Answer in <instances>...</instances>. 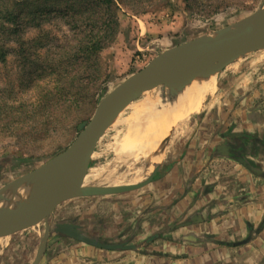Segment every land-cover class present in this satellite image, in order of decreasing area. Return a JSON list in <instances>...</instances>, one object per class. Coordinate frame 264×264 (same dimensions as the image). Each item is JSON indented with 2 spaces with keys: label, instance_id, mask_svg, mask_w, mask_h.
Listing matches in <instances>:
<instances>
[{
  "label": "crops",
  "instance_id": "obj_1",
  "mask_svg": "<svg viewBox=\"0 0 264 264\" xmlns=\"http://www.w3.org/2000/svg\"><path fill=\"white\" fill-rule=\"evenodd\" d=\"M227 75L187 125L180 121L171 127L153 181L130 191L61 201L46 219L43 235L27 231L29 225L0 233V261L16 255L13 244L26 246L25 264H34L39 253L37 264H244L259 251L254 243L262 246L258 240L264 234V73ZM230 80L242 96L227 94ZM223 91L229 99L222 102ZM165 98L163 92L149 101L161 106ZM202 115L209 117L207 123ZM147 116L137 114L136 121ZM144 131L121 139L114 157L139 158L140 174L150 170L153 148ZM61 225L126 247L86 243L59 231Z\"/></svg>",
  "mask_w": 264,
  "mask_h": 264
},
{
  "label": "rangeland",
  "instance_id": "obj_2",
  "mask_svg": "<svg viewBox=\"0 0 264 264\" xmlns=\"http://www.w3.org/2000/svg\"><path fill=\"white\" fill-rule=\"evenodd\" d=\"M204 1L208 3L221 2L222 4L215 12H209L205 9ZM204 1L202 3L197 2L190 8L186 6L184 0H170L167 5L156 6V8H152L147 12L132 11L128 7H122L119 11L120 31L117 38L100 55V79L87 89L90 93H94L93 99L74 105L70 104L67 99H61L52 104V107L56 111H60L62 115L57 118L56 122L52 121L49 124L48 132L41 131V122L34 126L36 131H32V126L28 120L15 124L9 128L11 130L7 129V123L10 119H19L26 107L37 106L32 95H35L39 89L38 87L30 91L22 89L20 79L29 62L18 52L19 43L14 39L10 40L7 44L10 49L7 61L5 63L0 61V191L8 184L35 171L66 149L92 118L98 103L104 95L131 74L143 68L157 54L225 26L251 25L255 21L253 16L256 13L264 12V0ZM46 33L49 34L45 38L46 45L40 50H36L35 53L31 52V59L45 62L46 59H51L53 56L58 58L59 55H55V52L61 51V47L67 43H75L73 30L67 20L62 17H53L39 29L33 26H25L24 31H22V36L25 38L24 48L35 51L30 41L38 40ZM224 64L225 66L217 72V82L222 81L223 78L225 79L226 74L232 75L231 78H241L240 75L244 76L245 73H264V48L235 55L227 59ZM230 72L232 73L230 74ZM230 81L226 90L227 94L229 96H232V94L242 96L241 93H244V91L236 88L233 81ZM234 82L237 81L234 80ZM157 83L159 85L153 88L142 90L121 117L101 136L91 160L86 184H128L141 181L150 174V170L140 174L144 165L139 158L131 161L116 160L114 157L115 147L121 139L133 136L139 137L141 132L146 129L148 125L146 120L144 122L143 120H136L140 119V116L142 118L143 112L141 109L144 107L143 104L145 102L150 103L148 101L150 98L161 95L167 88L163 82ZM210 90L213 89L205 90L207 94L202 104H209L210 98L208 99V96L210 93L208 92ZM226 92L218 93L220 95L218 99H221L222 102L229 99ZM165 100L168 101V97L162 99L161 104L167 102ZM251 103L254 104L253 95H251ZM159 104L154 105L156 111ZM12 106H16L17 109H12L13 113L10 114V117H7L8 109ZM137 107L140 108L139 113L136 112ZM209 108L204 110V114ZM137 114L139 117H136ZM168 115L169 112L166 113V117ZM159 117L157 127H160L161 123L168 122L166 120H171V118L167 119L164 115H159ZM201 118L205 119V123L208 122V116L204 118L202 115ZM191 119L173 120L172 124L169 122L170 127L168 129H171L175 123L180 121L187 125ZM130 120L131 123L129 124ZM202 132L200 133L201 136H203ZM169 134H171V131ZM161 163L163 162L161 161ZM17 187L21 188V185ZM42 221H44V225ZM45 223L46 219H42L35 224H26V226H30L27 231H35L43 235ZM262 228H264V225ZM262 239L258 240V243H262V246L258 247L254 243L255 248H258L259 251L249 256L244 264H264V234ZM10 248L16 249V255L8 257L7 260H2L0 263L25 264L26 246L15 245L13 247L12 244Z\"/></svg>",
  "mask_w": 264,
  "mask_h": 264
},
{
  "label": "water",
  "instance_id": "obj_3",
  "mask_svg": "<svg viewBox=\"0 0 264 264\" xmlns=\"http://www.w3.org/2000/svg\"><path fill=\"white\" fill-rule=\"evenodd\" d=\"M261 48H264V12L260 19L255 20L251 25L225 26L157 54L143 68L131 74L104 95L92 118L66 149L35 171L7 185L18 186L33 176L43 174L38 196L9 197L4 194L7 186L0 191V233L47 219L61 201L69 198L119 193L148 184L154 179L156 169L152 170L146 178L134 183L86 184L91 160L101 136L121 117L135 97L145 88L159 85L157 82H163L166 87L173 83L180 85L189 82L193 75L209 70L220 71L225 66L224 62L235 55ZM178 90L172 89L173 93ZM59 231L103 248L126 247L121 243L100 242L74 230L70 225H61ZM40 255L41 253L37 255L34 264L38 263Z\"/></svg>",
  "mask_w": 264,
  "mask_h": 264
},
{
  "label": "trees",
  "instance_id": "obj_4",
  "mask_svg": "<svg viewBox=\"0 0 264 264\" xmlns=\"http://www.w3.org/2000/svg\"><path fill=\"white\" fill-rule=\"evenodd\" d=\"M170 0H0V61L5 63L10 52L8 42L19 43V53L27 60L28 66L20 79L22 89L30 91L39 88L35 95L34 107H26L19 119H10L7 129L21 121L28 120L32 131L41 122L42 132H48L49 124L62 115L52 104L67 99L70 104L93 99L89 89L101 75L100 55L117 38L120 31L119 11L128 7L132 11L147 12L156 6L167 5ZM192 7L204 0H184ZM205 2V1H204ZM155 4V5H154ZM221 2H205V9L215 12ZM155 6V7H154ZM53 17L65 18L73 30L74 44L67 43L61 51L55 52L58 58L39 61L31 55L46 45V33L38 40H31L30 48L23 45L25 26L42 28ZM57 100V101H55ZM69 104V105H70ZM17 109L10 107L7 117Z\"/></svg>",
  "mask_w": 264,
  "mask_h": 264
},
{
  "label": "bare ground",
  "instance_id": "obj_5",
  "mask_svg": "<svg viewBox=\"0 0 264 264\" xmlns=\"http://www.w3.org/2000/svg\"><path fill=\"white\" fill-rule=\"evenodd\" d=\"M261 15V12L258 13L254 17L255 20H259ZM217 71L218 69L209 70L202 74L191 76L189 82L181 83L180 85H176V83L169 85L164 91L166 97H168V101L161 104V106L158 105L157 111L155 106L152 105V102H150L151 104L149 102L143 104L144 107L142 106L143 108L141 111L143 114L148 115L145 119L148 125L144 132L148 141L153 144L148 161L151 171L161 163V150L164 146V138L170 132V129H168L170 124L176 120L188 119L191 114L201 108L203 97L206 93L205 90L207 91L208 89H214L216 87ZM174 88H177V90L178 88L180 89L178 92L173 93L174 91H172V89ZM167 112H169V115L166 117ZM159 115H164L167 119L171 118V120H166L168 122L161 123V126L157 127L159 125ZM170 115H172V117H170ZM169 122L171 123L169 124ZM133 138L134 136L132 139ZM43 177V174L33 176L29 178V180L27 179V182L22 183L21 188H16V186L6 188L4 194L9 197H36L40 193Z\"/></svg>",
  "mask_w": 264,
  "mask_h": 264
},
{
  "label": "flooded vegetation",
  "instance_id": "obj_6",
  "mask_svg": "<svg viewBox=\"0 0 264 264\" xmlns=\"http://www.w3.org/2000/svg\"><path fill=\"white\" fill-rule=\"evenodd\" d=\"M154 179H155V176H154ZM154 179H153V180H154ZM153 180H152V181H153ZM150 182H151V181H150ZM150 182H149V183H150ZM146 185H147V184H146ZM144 186H145V185H144ZM136 189H137V188H136ZM129 191H130V190H129ZM124 192H125V191H124Z\"/></svg>",
  "mask_w": 264,
  "mask_h": 264
}]
</instances>
